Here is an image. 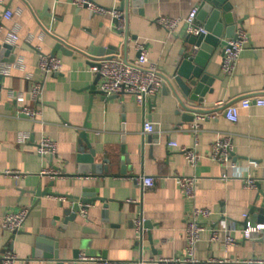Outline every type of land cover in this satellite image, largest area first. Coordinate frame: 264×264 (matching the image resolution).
Here are the masks:
<instances>
[{
  "label": "crops",
  "instance_id": "obj_1",
  "mask_svg": "<svg viewBox=\"0 0 264 264\" xmlns=\"http://www.w3.org/2000/svg\"><path fill=\"white\" fill-rule=\"evenodd\" d=\"M2 1L1 39L14 23L21 24L20 42L14 53L25 57L28 70L34 80L43 83L44 91L36 102L31 98L30 84L21 74L14 73L3 81L0 256L11 250L18 256L17 264H56L49 257L53 254L50 248L55 250L57 244L60 258L72 261L78 256L76 264H98L80 261V254L127 264L183 259L187 256L186 226L192 203L178 181L196 177L199 180L196 205L214 213L212 226L220 230L217 242L211 241L208 231L202 233L196 251L198 260L204 264L264 260L261 235L249 240L242 235L244 215L248 214L251 225H259L250 215L258 188L246 189L242 180L233 177L232 170L226 171L212 160L215 142L229 136L235 148L233 160L243 168L251 161L256 162L257 168L244 170L245 176L264 185V107L241 110L237 123L225 118L226 109L242 100L264 99V0H228L233 7L231 14L238 20L236 30L244 28L250 43L231 78L222 73V49L205 59L208 72L216 80L207 87L204 102L194 106L182 98L180 88L172 81L183 53L193 50L185 38L186 27L182 26L171 36L155 20L158 17L185 19L203 0H148L142 8L130 4L127 40L112 29L114 21L110 16L93 17L88 10L77 9L72 0ZM94 1L105 8L119 9L127 2ZM6 10H21L22 14L6 22L2 20ZM199 27L205 28V23ZM42 32L46 35L42 42H26L28 36ZM57 38L75 51L72 56L57 52L55 56L63 61L62 71L44 75L38 67L40 56L53 54ZM138 44L147 47L150 62L164 76L162 90L143 107L130 96L104 98L92 93L90 88L97 76L88 67L108 56L133 63L138 57ZM167 79L174 84H168ZM9 91L24 93L26 103L38 109L36 122L19 113L16 102L8 98ZM180 100L185 106L204 113L186 111ZM146 123L153 125L152 133L144 131ZM195 124L199 126L197 152L201 160L192 168L179 149L171 148L170 144L194 148L196 137L192 126ZM22 132L31 134L25 145L18 143ZM42 138L57 144L54 156L37 154V144ZM92 151L97 169L84 172L88 165L79 160ZM53 171L58 173L55 178L51 175ZM7 172L19 174V178ZM148 177L154 179L151 188L136 182ZM46 191L52 195L36 196ZM83 200L94 201L90 205ZM83 205L89 206L87 217L80 215ZM65 209L77 215L74 221L62 220ZM23 210H28L25 226L20 234L12 237L2 229V222L6 215ZM138 218L152 226L144 229L141 238L134 223ZM227 234L237 240L230 248L224 243ZM40 239L45 243L37 248Z\"/></svg>",
  "mask_w": 264,
  "mask_h": 264
},
{
  "label": "built area",
  "instance_id": "obj_2",
  "mask_svg": "<svg viewBox=\"0 0 264 264\" xmlns=\"http://www.w3.org/2000/svg\"><path fill=\"white\" fill-rule=\"evenodd\" d=\"M73 5L79 9L88 10L93 17L97 16H110L114 22L112 29L114 31L121 32L125 36V30L127 26V20L124 12L119 8H105L98 5L94 0H72ZM4 3L0 0V6ZM200 7L192 10V12L185 19H173L167 17H158L155 23L168 32L169 35L175 36L178 30L182 27H186L187 34L191 36L207 35L204 28L196 26L195 22L199 13ZM22 14L21 10L10 11L6 10L2 15V20L10 22ZM22 26L20 23H14L6 32L5 38L2 40L1 36L4 32V28L0 26V47L2 45H8L17 50L20 42V33ZM45 33L42 32L37 36H28L26 42L32 44L35 40L42 42L45 38ZM250 43L249 35L244 28H238L235 32L233 40L228 42V47L225 50L222 73L225 77L231 78L234 76L238 62L246 46ZM197 48L194 49L197 53ZM138 57L133 63H126L120 57H114L112 59H104L94 63L88 67L90 73L100 76L98 83V90L102 92L106 98L114 96L125 95L135 98L136 103L139 106H145V104L156 96L164 87L165 78L159 71L156 64L150 62L148 58V50L144 44L137 45ZM39 70L44 75L52 73H59L63 69V61L61 58L52 55L42 54L38 63ZM14 73H19L23 76V80L30 84L31 98L38 102L44 91V85L42 82L34 80V76L28 70L26 59L23 56H17L16 60L12 64H1L0 75L4 78H10ZM8 98L14 100L19 107L20 114L27 117L31 122L38 120L39 111L36 108L30 107L26 103L24 93L15 94L13 91L8 92ZM264 107L263 98H250L242 100L237 105L230 106L225 111V118L231 123H237L240 117L241 110H248L252 107ZM146 133H152L154 131L151 123H146L144 126ZM192 132L196 137L195 147L180 148L176 143H171V148L179 149V151L186 157L188 163L192 168L198 166L201 156L197 152L198 146V132L199 126L197 124L192 126ZM31 138L30 133L22 132L18 137V143L25 145ZM234 144L233 140L229 136L219 138L212 149V160L220 164L224 170H232L233 177L242 180L246 189L256 190L258 188V181L251 178V176H245L244 170L257 168V163L254 161L249 162L248 166L243 168L233 160L234 156ZM57 153V144L49 138H42L37 144V154L40 157L54 156ZM46 174V172H43ZM8 175L19 178V174L13 172H7ZM53 178L58 175L57 172H51ZM227 179V176H224ZM198 178L196 177H184L179 179V186L184 192L188 201L192 203V212L187 222L186 232L188 240L187 256L183 259H164L157 261L156 264H204L196 257L197 246L201 240L202 233L208 231L210 233L211 241L217 242L220 240V230L216 226H212V220L214 213L211 210L199 208L196 205ZM137 183H141L143 187L151 188L154 186V179L151 177L140 178L136 180ZM89 206L83 205L80 215L83 217L88 216ZM28 217V210H23L19 213L8 214L5 216L2 222V229L8 232L10 235L21 232L25 226ZM244 221L246 223L242 230L243 238L249 240L254 236L260 235L264 229V225H251L248 222V214L244 215ZM135 229L138 238H141L144 232V220L143 218L135 219ZM226 248L237 243V240L230 234H227L224 238ZM80 261L96 262L98 264H127L117 261L104 260L101 258L88 257L85 254L79 255ZM18 256L14 251L6 250L0 256V264H17ZM212 263V262H211ZM221 264H264L263 259H250L241 261H221Z\"/></svg>",
  "mask_w": 264,
  "mask_h": 264
},
{
  "label": "water",
  "instance_id": "obj_3",
  "mask_svg": "<svg viewBox=\"0 0 264 264\" xmlns=\"http://www.w3.org/2000/svg\"><path fill=\"white\" fill-rule=\"evenodd\" d=\"M148 0H127L126 5H124L120 10L124 12L126 20H127V27L128 29V17H129V5L132 4L134 8H142L144 4L147 3ZM233 7L228 2V0H203L199 13L197 16V21L195 22L196 26L199 27L200 23H205V30L207 35H199V36H191L189 34L185 35L186 41L188 44L193 47L192 51H188L183 53V60L180 62L178 66V70L176 75L173 78V82L180 88V92L182 94V98L189 104V105H199L200 103L204 102L205 95L208 93L207 87H211L216 80V76L208 72L207 65H205V59L213 57L219 49H222V56L224 58L225 50L228 47V42L233 40L235 37V31L237 28V17L235 14H231ZM143 15V12H141ZM115 22V21H114ZM122 34L121 32H119ZM126 40L128 39L127 30L124 32ZM58 42L52 56L59 51L66 56H72L74 48L63 42L62 40L56 39ZM197 48V53H195L194 49ZM113 49V48H111ZM115 50V49H113ZM107 55H113V52H107ZM16 55L12 47L8 45H2L0 47V65L7 63L12 64L16 60ZM114 57H106L100 58L97 62L104 60V59H112ZM96 63V62H95ZM93 65V64H91ZM4 77L0 75V93L2 92L4 86L3 81ZM100 81V76L97 75L96 80L93 86L90 88L92 93L94 94H101L104 98L106 96L97 91V86ZM170 80H166V82L170 85L174 83ZM116 97V96H114ZM113 98V97H112ZM181 101V100H180ZM182 107L193 114H203L204 112L201 110L189 108L183 104L181 101ZM94 157L95 152L92 151L91 154L82 156L80 158V162L86 163L88 166L85 167L84 172H93L97 168L94 167ZM54 186L52 183L51 187ZM258 190L259 194L257 197V201L252 207L250 211V215L253 216L258 224L264 225V185L260 182L258 183ZM52 195L48 191L42 193H37L36 196H48ZM54 196H58L53 194ZM84 204H92L94 200H83ZM63 221H74L77 215L72 212L70 209H65L62 212ZM244 226L246 223L243 224ZM151 225L149 222L144 224V229H151ZM20 234V232L11 235L15 237L16 235ZM261 235V242L264 243V229L260 233ZM45 243L44 240H38L37 248ZM47 243V242H46ZM50 252L53 254L50 255V259H53L56 264H76L77 257L75 260H62L60 258V254L58 252V245L55 244V250L50 248Z\"/></svg>",
  "mask_w": 264,
  "mask_h": 264
}]
</instances>
